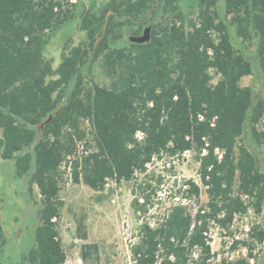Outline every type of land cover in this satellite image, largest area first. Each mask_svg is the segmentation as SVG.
Instances as JSON below:
<instances>
[{
  "label": "trees",
  "instance_id": "obj_1",
  "mask_svg": "<svg viewBox=\"0 0 264 264\" xmlns=\"http://www.w3.org/2000/svg\"><path fill=\"white\" fill-rule=\"evenodd\" d=\"M221 1L224 20L218 16ZM177 2L109 0L98 7L91 3L79 22L87 45L72 48L53 79L43 52L45 41L73 17L74 4L0 0V156L14 163L16 176L26 179L29 191L37 189L41 203L25 264L66 261L56 224L62 208L57 200L62 166L69 169L74 184L99 191L108 180L129 182L145 174L152 160L163 154L174 158L195 152L206 205L192 213L177 203L156 225L142 223L130 249L133 264H189L196 250L199 264H208L210 223L228 229L236 216L246 213L243 200L234 194L235 184L259 213L264 175L237 140L249 119L252 136L264 142L256 130L264 121V0H194L196 21L188 29ZM252 10L258 11L254 21L260 36L255 91L240 85L253 74L254 63L234 49L228 29L230 24L238 37L248 39ZM172 12L169 24L153 23L159 14ZM149 24L147 41L118 46L126 29L137 37ZM91 57L102 59L113 80L110 88L89 77ZM211 71L219 75L216 83ZM82 121L89 123L100 149L84 172L74 137ZM138 132L143 134L141 141ZM184 186L187 197L199 205V186L190 180ZM148 188L139 187L137 212L146 213ZM74 223L75 236L82 241L81 264H99L98 244L87 242L86 214H76ZM247 236L242 242L246 257L229 264H251L256 258L253 251L264 242V230L252 226ZM4 243L0 223V256Z\"/></svg>",
  "mask_w": 264,
  "mask_h": 264
},
{
  "label": "rangeland",
  "instance_id": "obj_2",
  "mask_svg": "<svg viewBox=\"0 0 264 264\" xmlns=\"http://www.w3.org/2000/svg\"><path fill=\"white\" fill-rule=\"evenodd\" d=\"M109 0H71L74 4L73 17L52 31L46 38L44 56L50 61L56 79V69L62 59L72 48L85 47L87 39L80 29L79 22L82 13L95 3L98 7ZM181 12L184 27L188 29L191 22L196 21V6L194 0H178L176 4ZM175 13V12H174ZM172 13L159 14L153 23L165 26L172 20ZM258 11L252 10L247 21L248 39L236 35L233 26L228 25L234 49L242 52L254 63L251 76L241 79V86H249L254 91L258 88L256 53L260 44L259 32L255 27L254 18ZM218 16L224 20V7L221 1L218 5ZM229 17L225 19L226 23ZM179 23V22H178ZM149 24L143 29L140 36L131 35L126 29L123 41L119 47L130 42L143 43L149 39ZM89 77L99 86L110 88L112 79L102 67V59H89ZM212 82L216 83L219 75L211 71ZM40 126L39 128H41ZM256 130L263 134L264 121L256 125ZM77 146V157L81 172L88 170L100 149L92 128L87 121H82L78 132L74 135ZM142 138V135H138ZM258 142L251 133L249 119L244 124L242 136L237 144L243 145L254 157L256 166L264 175V142ZM220 156L221 152L217 150ZM59 180L57 200L62 203L60 217L56 220L57 229L63 252L66 257L64 264H81L79 249L82 241L75 236L74 216L81 212L86 214L88 231L87 242H95L99 247V264H133L131 247L138 239L139 227L148 222L152 226L160 222L168 209L181 203L189 212H196L204 207L208 201L206 187L199 178V163L195 159V152L188 151L181 157L171 158L163 154L161 158L153 159L148 165L145 174H136L129 182L116 183L107 181L103 190L95 191L83 184H74L67 167L62 166ZM193 181L199 186V201L197 205L193 198L189 199L185 193L186 181ZM149 187L146 194L150 196L146 213L135 210L134 201L140 197L139 187ZM234 194L239 195L247 207L246 213L235 217L228 229H222L210 223L208 239L211 256L208 264H229L230 262L246 257L247 250L242 242L248 241L247 232L250 227L258 226L264 230V203L259 213L256 212L254 201L243 195L234 186ZM141 199V198H140ZM141 203V200H140ZM41 209L40 197L36 188L28 190L26 179L16 176L14 163L3 160L0 156V223L5 243L3 245L0 264H25L26 254L34 245V230L39 224ZM239 242V244H235ZM198 251H194L189 264H199ZM253 254L256 258L252 264H264V242L255 245Z\"/></svg>",
  "mask_w": 264,
  "mask_h": 264
},
{
  "label": "built area",
  "instance_id": "obj_3",
  "mask_svg": "<svg viewBox=\"0 0 264 264\" xmlns=\"http://www.w3.org/2000/svg\"><path fill=\"white\" fill-rule=\"evenodd\" d=\"M138 135H142L143 136V134L142 133H140V132H138L137 134H136V138L139 140V141H141V139L142 138H140V137H138ZM188 151H186L184 154H186ZM109 181V180H108ZM106 183H107V181H106ZM55 221V220H54ZM251 264H252V260H251Z\"/></svg>",
  "mask_w": 264,
  "mask_h": 264
}]
</instances>
